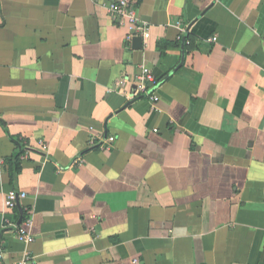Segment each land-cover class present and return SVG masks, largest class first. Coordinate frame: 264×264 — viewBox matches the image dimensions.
<instances>
[{
  "label": "crops",
  "instance_id": "1",
  "mask_svg": "<svg viewBox=\"0 0 264 264\" xmlns=\"http://www.w3.org/2000/svg\"><path fill=\"white\" fill-rule=\"evenodd\" d=\"M112 1L0 0V264H264V0Z\"/></svg>",
  "mask_w": 264,
  "mask_h": 264
},
{
  "label": "built area",
  "instance_id": "2",
  "mask_svg": "<svg viewBox=\"0 0 264 264\" xmlns=\"http://www.w3.org/2000/svg\"><path fill=\"white\" fill-rule=\"evenodd\" d=\"M107 12L110 19L115 23H123L124 20H127L130 24V28H136L137 25V18L135 13L130 5V0H113L107 6ZM182 31L184 29H181ZM144 39L148 38V33L146 31L142 32ZM211 40H215V37H212ZM123 82H117L116 85H122ZM134 88L137 95H146L149 97L151 101H156L157 97L154 95V89L156 87V80L150 70L148 68H142L139 75L135 77L133 81ZM114 141L113 137H108L105 139L101 144H99L100 149L109 150L111 148L112 142ZM97 141H94L92 138L90 140V145H96ZM26 196L25 192H18L15 190H9L4 198V206L5 208L11 209L13 208L19 199H22ZM28 222L23 226H14L12 228L15 232V236L18 240L29 243L33 241L34 235L29 233L26 230V226ZM1 259V253H0ZM133 263H136L137 260H132ZM5 264H35L34 256H32L28 252H24L21 258L15 261H8Z\"/></svg>",
  "mask_w": 264,
  "mask_h": 264
},
{
  "label": "trees",
  "instance_id": "3",
  "mask_svg": "<svg viewBox=\"0 0 264 264\" xmlns=\"http://www.w3.org/2000/svg\"><path fill=\"white\" fill-rule=\"evenodd\" d=\"M186 42H188V44L186 43ZM192 42H193V40L190 38V36L189 35H186L185 36V40H184V47H186V48H188V49H191L192 48ZM19 156H16V157H14L13 159V162L15 163V164H17L18 162H17V158H18Z\"/></svg>",
  "mask_w": 264,
  "mask_h": 264
},
{
  "label": "water",
  "instance_id": "4",
  "mask_svg": "<svg viewBox=\"0 0 264 264\" xmlns=\"http://www.w3.org/2000/svg\"><path fill=\"white\" fill-rule=\"evenodd\" d=\"M139 40H140V39L137 38V39H136V42H139ZM139 44H140V43H138V45H139ZM168 75H169V74H167V75L165 76V78L168 77ZM156 86H157V85H156ZM16 205L19 207L20 214L22 215V210L20 209L19 203L17 202ZM21 219H22V217L20 216L19 219H18V222H17L18 224L20 223Z\"/></svg>",
  "mask_w": 264,
  "mask_h": 264
}]
</instances>
